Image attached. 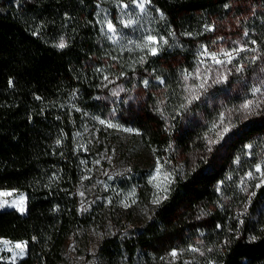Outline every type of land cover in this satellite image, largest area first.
<instances>
[{"label":"trees","instance_id":"16d2710c","mask_svg":"<svg viewBox=\"0 0 264 264\" xmlns=\"http://www.w3.org/2000/svg\"><path fill=\"white\" fill-rule=\"evenodd\" d=\"M150 4L166 17L170 37L150 59L151 79L143 84L163 101L132 112L127 122L157 154L171 148L201 156L175 178L140 227L103 239L98 253L103 264H264V182L232 193L227 205L217 193L220 183L244 177L258 164L253 152L264 149V113L235 111L231 129L210 151L207 146L220 116L208 99L225 95L232 105L241 103L251 96L244 78L264 76V0ZM97 5L98 0H0V189L20 190L27 198L24 213L0 209V238L27 244L23 258L10 263L0 253V264H64L66 240L90 223L78 210L76 187L86 155L75 134L87 118L103 114L96 99L99 75L89 65L101 50ZM229 17L233 26L218 31ZM227 36L255 49L256 59L226 81L230 93L221 84L202 100L192 98L185 77L193 74L197 55ZM61 41L63 49L57 47ZM148 175L139 169L132 183L145 197ZM172 251L179 255L173 258Z\"/></svg>","mask_w":264,"mask_h":264},{"label":"rangeland","instance_id":"374dc122","mask_svg":"<svg viewBox=\"0 0 264 264\" xmlns=\"http://www.w3.org/2000/svg\"><path fill=\"white\" fill-rule=\"evenodd\" d=\"M139 2L141 0H98L96 19L101 50L92 56L89 65L99 75L96 99L103 114L87 118L82 130L75 134L77 146L86 155L83 173L76 187L78 210L80 214L89 217L90 223L76 229L66 240L64 264H103L98 253L102 240L111 236H128L140 227L150 217L153 207L167 196L175 178L183 175L201 156V152L187 155L171 148L157 154L141 142L137 130L127 122L132 112H140L148 105L159 107L163 101L162 94L153 87L144 86L143 82L151 79L149 61L154 55L150 48L155 47L157 53H162L169 45L170 37L167 35L170 34V27L166 17L150 3H146L144 11H141L137 7ZM109 22L116 29L115 33L108 31ZM234 22V18L229 17L227 21L218 24V31L233 26ZM148 36L155 37L157 43L145 48L143 45ZM224 39L213 40V44L205 48L206 52L204 49L197 55L195 70L186 79V88L192 98L202 100L208 91L211 92L221 84L227 89L225 94L230 93L231 88L226 81L241 71L238 69L246 68L257 55L255 49L242 46L240 42L231 40L230 36ZM239 48L248 50L233 53L231 63L216 64L211 59V54H216L218 59L227 61L228 58L222 53ZM220 75H226L227 80L216 82ZM244 79L247 82L245 89L251 95L245 101L232 105L226 101L225 95L213 98L210 96L212 99H208L211 107L216 106V110L220 111V116L207 135L209 148L220 142L227 133H223L222 138L218 135L224 125L231 129L235 122V111L241 115L264 113V103H260L264 100L263 74L255 73ZM202 83L205 86L200 88ZM257 87L261 88V93L253 95V89ZM154 93H158V96L152 100ZM249 101L259 103V107H253L250 114L241 107ZM109 123L114 127H108ZM209 141L215 142L210 144ZM253 154L256 155V160H251L252 164L260 163L264 170V149H255ZM157 168L160 169L159 174ZM139 169L149 172L147 197L139 194L140 187L132 186L133 177ZM251 169L255 178H249L247 173L236 180L230 178L227 183H220L217 192L219 199L227 205L232 193L246 192L259 183L260 174L255 172V165ZM0 192L12 193V196L0 197V200L8 201L0 209L17 210V207L11 205L21 197L25 201L22 206L26 209L27 198L23 191L0 189ZM3 241H8L9 244L6 245ZM17 243L26 242L0 238L3 261L14 263L26 255L27 248L22 256L18 255L19 250L14 247Z\"/></svg>","mask_w":264,"mask_h":264},{"label":"snow or ice","instance_id":"6c2138e0","mask_svg":"<svg viewBox=\"0 0 264 264\" xmlns=\"http://www.w3.org/2000/svg\"><path fill=\"white\" fill-rule=\"evenodd\" d=\"M150 2H151V0H141V2H139L137 4V7L140 8L141 11H144L145 4L146 3H150ZM225 7H227V5H225ZM129 23H131V21H129ZM107 29H108L109 32H112V33H115L116 32V29L114 28V26L112 25L111 22H109L107 24ZM245 35H247V32H245ZM156 43H157V40H156L155 37L148 36L147 37V42L143 45V47L148 48L150 45H155ZM252 43H255V41H252ZM57 47L63 49L64 47H66V45H65V43L63 41H61L57 45ZM247 50L248 49L239 48V49H233L230 52H223L222 55L228 58L227 61L218 59L216 54H211V59L216 64H224L225 62L231 63L232 58H233V53H237L238 54L240 51H247ZM150 51H151V54L152 55H156L157 54V49L155 47H151L150 48ZM206 51L207 50L205 49V52ZM255 59H256V57H253V60H255ZM238 70H242V68L241 69H238ZM185 79H187V77H185ZM220 80H225L226 81L227 80V76L226 75H220V76H218L216 82H220ZM145 83H147V82H145ZM204 86L205 85L203 83L199 85L200 88H203ZM256 93H261V88H259V87L254 88L253 89V95H255ZM262 95H264V94H262ZM260 103H264V100L260 101ZM241 107H242V110H244V111H246V112H248L250 114L251 113V110L253 109V107H257V108L259 107V103H255L254 104L253 101H249V102L243 104ZM100 123L103 124V123H105V121H100ZM221 123H223V117H221ZM107 126L108 127H114V125H112L111 123H109ZM128 131H130V130H128ZM228 131H229L228 125H224V127L222 129V132L218 133V135L221 136V138H222L223 133H226ZM214 142L215 141H209L210 144L211 143H214ZM247 147L249 149H251L252 145H248ZM210 150L211 149L209 148V151ZM156 171L159 174L160 169L157 168ZM255 172H257V173L260 174L259 175V178H260L261 182H264V170H262V167H261V164L260 163H258V164L255 165ZM248 177L249 178H255V177H253V173L252 172H249L248 173ZM259 186L260 185L258 184L257 187H259ZM8 196H12V193L11 192H0V197H8ZM24 203H25L24 198L21 197L19 200L14 201L11 206L17 207V210L20 211L21 213H23L26 210L25 207L22 206V205H24ZM5 204H8V201L7 200H0V207H3ZM253 239H255V237H253ZM3 243L6 244V245L9 244L8 241H3ZM14 247H15V249H18L19 250L18 255H21L22 256L25 253V250L27 248V244L26 243H17V244L14 245ZM190 250L193 251V252L199 251V249H197V248H191ZM210 250L211 249H209V251ZM201 254H203V253H201ZM170 255L173 258H175L179 254L176 251H172L170 253Z\"/></svg>","mask_w":264,"mask_h":264}]
</instances>
